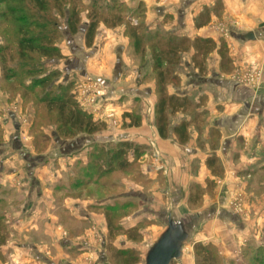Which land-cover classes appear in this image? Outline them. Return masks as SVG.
<instances>
[{"label": "crops", "instance_id": "crops-1", "mask_svg": "<svg viewBox=\"0 0 264 264\" xmlns=\"http://www.w3.org/2000/svg\"><path fill=\"white\" fill-rule=\"evenodd\" d=\"M119 2L128 12L125 21L142 23L145 33L189 40L190 47L179 54L173 69L176 81L166 85V92L194 106L168 114L166 138L160 137L155 125L151 49L146 47L144 60L134 53L126 23L108 28L100 22L86 46L85 13L74 35L64 20L57 45L62 58L49 61L46 68L61 74L58 83L97 81L104 90L103 109L95 114L82 109L107 123L105 116L114 112V121L125 125L119 142L134 143L152 154L151 167L144 170L151 184V203L168 215V223L174 221L187 231L190 242L182 247L181 256L184 253L189 264L195 263L196 244L211 245L224 263L247 264V252L264 245V0ZM222 22L230 25L229 40L217 29ZM196 39H210L215 46L203 56L192 47ZM222 44L226 50L220 54ZM244 67L261 69L260 82L249 86L235 81L233 73ZM9 100L0 87V186L12 188L16 195L12 203L17 202L3 213L9 235L0 247V264H111L103 245L97 251L93 237L96 231L103 237L108 232L106 210L79 196L60 200L61 192L55 190L61 175L56 171L46 179L45 167L52 169L53 162L44 154H30L29 146L21 142L24 129L8 111ZM26 105L28 113L32 104ZM132 120L138 126L129 127ZM183 122L188 124L187 138L180 143L174 128ZM101 133L105 131L83 138L89 143ZM83 138L70 146L60 143L63 153L77 150ZM18 183L20 188L15 187ZM238 188L245 199L241 216L228 206ZM121 245L122 250L131 248Z\"/></svg>", "mask_w": 264, "mask_h": 264}, {"label": "trees", "instance_id": "trees-1", "mask_svg": "<svg viewBox=\"0 0 264 264\" xmlns=\"http://www.w3.org/2000/svg\"><path fill=\"white\" fill-rule=\"evenodd\" d=\"M0 6H5V11L0 13V28L3 24H8L0 29V35L4 38V42L0 44V87L3 91L7 89L10 93L20 94L23 102L31 101L29 99L33 97L37 107L39 105L47 115L55 118L57 132L63 138L92 136L107 127L104 120L95 119L91 113L81 108L74 93L75 82L58 83L60 73L56 70L49 71L43 63L62 58L57 47L62 39L59 19L65 20L68 33L74 35L82 23L83 11L88 21L85 31L86 46L91 45L100 22L108 28L126 23V34L134 53L144 60L146 47L151 49L157 91L155 125L161 138H166L167 135L168 114H175L180 110L187 112L193 108L194 105L187 99L169 96L166 92V85L176 81L173 69L178 64L179 54L190 47L189 40L176 39L158 32L145 33L142 23L134 25L132 20L125 21L128 12L119 0H90L89 4L81 0H0ZM9 26L14 30L11 36L7 32ZM214 46L215 43L210 39H196L192 43L194 50L198 54L201 52L203 56L209 54ZM223 48H226L225 44L221 45L220 54ZM133 126H138L137 121H130L129 127ZM187 126L183 122L174 128V134L180 143L186 142ZM98 147L99 151L94 154L96 165L106 164L108 170L116 168L127 171L131 166L130 162H138L144 152L141 147L126 141L115 145L101 144ZM102 159L105 160L104 163L101 162ZM89 165L90 162L87 166L90 171L93 170ZM210 168L217 169L211 165ZM106 218L108 234L111 235V231L119 229L112 225L109 216ZM125 234L130 240L137 239L132 229ZM8 235L4 215L0 212V247L6 243ZM193 251L195 264H225L211 245L196 244ZM111 259L115 264H137L138 261L130 250H113Z\"/></svg>", "mask_w": 264, "mask_h": 264}, {"label": "rangeland", "instance_id": "rangeland-1", "mask_svg": "<svg viewBox=\"0 0 264 264\" xmlns=\"http://www.w3.org/2000/svg\"><path fill=\"white\" fill-rule=\"evenodd\" d=\"M81 1L85 2V0ZM4 11L5 6H0V13H3ZM83 13H85V11H83ZM59 24L62 31L64 19H59ZM6 26H8V24H3L1 28ZM229 27L230 25H228L226 22H222L217 25L218 31H221V34L226 37L225 39L227 40H229ZM7 32L9 36H11L14 33V30L9 26ZM3 42L4 38L0 35V44ZM129 58L130 60H133L132 56H129ZM45 62L46 61L43 63L46 67L48 62ZM254 72H261L262 78L261 69L259 70L253 67L236 69L232 75V78L237 81L239 78L241 79ZM59 80L60 77L58 81ZM74 82V93L76 100L79 101L81 108H87L83 104L86 103L85 100H87L88 97L85 99L81 91L83 89L92 91L91 89L93 86L89 87V84H97L100 88L102 87L97 83V81L92 79H78ZM84 86L87 87L84 88ZM3 92L5 95L10 96V109L8 111L12 112L15 117L16 124L20 127V129H24L23 133H21V142L29 146L30 154L32 153V155L35 156L44 154L45 159L51 160V162H53L52 169L47 166L45 167L44 175L46 176V179L53 177V174L56 171L61 175V179L59 180V183H61L60 188L57 187L56 190L54 189L55 191L61 192L60 200L79 196L78 198H85V200L93 201L92 205L94 208L99 209L102 207L103 210H106V217L109 216L112 219V225L114 227H118L117 229L119 230L114 229L111 231V235L108 234L109 232H107L105 237L102 236L101 232L96 231L94 233L93 237L97 251L102 250L100 245H103L105 256L108 258L111 257L113 250L121 251L124 248L121 247V243L124 242L126 245L131 246V248L129 247L125 249L134 252V255L138 260L137 264H145V258L148 251L163 234L168 225V215L162 212L163 210H161L158 204L152 205L150 200L152 197L150 190L151 184L149 178H147V175L144 173V170L151 167L152 154L148 151L143 152L142 156H145L139 157L138 162H130L131 166L127 171H119L116 168L108 170V168H106V164L100 163V165H96L94 154L99 151L98 146H101V144L115 145L119 142V140H121L119 135H121L120 133H123L122 128H124V126L122 127L120 122L114 121V112H108L113 115V118L110 119L108 123L106 122L107 127L104 130L105 134L101 133L99 136L92 137L91 139L89 138L90 142L86 143L88 141L83 138V136L87 135H79L75 138L69 139H65L60 136L57 132V123L55 118L53 116L47 115L43 111V108L39 107V105L37 107L33 97L29 99L31 101H27L22 104L20 103L22 100L20 94L10 93L7 89H4ZM88 96L90 99L94 98V95H90V93ZM104 98L105 95L104 97L97 99L98 101L95 100L90 102L95 110L101 111L103 109L102 107L104 106ZM88 101L87 103H89ZM26 104H32V110L28 111V113H26ZM87 109L89 111L91 110L90 108ZM1 134L2 133H0V140H2ZM81 137L83 139L81 140L82 142L77 150L73 148L68 150L66 149L67 151L63 153L64 151H62L60 143H68L69 145V143H73ZM83 145L87 146L82 148ZM89 162V166L93 167V170L91 171L87 166ZM101 162L104 163L105 160L103 161L102 159ZM87 183H89V185H87ZM20 186L21 183H18V185L15 187L20 188ZM238 190L239 188L237 189V192H232L228 206L234 214L241 216L244 215L245 199L242 192ZM12 191L13 189L10 187L0 186L1 213H5V211L10 209L12 205H17V202L12 203V199H15L16 197ZM62 203L64 204L63 201ZM62 203H60V205H62ZM238 204L240 207L237 209V212L234 207H236ZM181 217L182 216L179 215L177 216L178 219ZM129 229H132L136 233L137 239L135 241L126 237L125 232ZM9 232H11V230H9ZM17 236L18 235H16V237ZM62 236L65 238L64 233H62ZM16 240H18V237ZM23 242L24 241L21 243ZM188 242H190L189 238L186 242H184L182 247L185 248ZM116 245H118V247H116ZM84 252H86V250ZM30 254L31 256H35L33 253ZM257 254L258 256H256ZM0 257H2L1 254ZM181 257V264H189L188 259L186 260V258H184V253ZM181 257L173 261L172 264H179ZM111 260L110 263L113 264V261ZM246 260L247 264H264V245L259 244L256 251L249 250V252H247ZM31 263L32 262H30V264ZM2 264L5 263L2 262ZM225 264H234V262L229 261Z\"/></svg>", "mask_w": 264, "mask_h": 264}, {"label": "water", "instance_id": "water-1", "mask_svg": "<svg viewBox=\"0 0 264 264\" xmlns=\"http://www.w3.org/2000/svg\"><path fill=\"white\" fill-rule=\"evenodd\" d=\"M187 234L180 224L169 222L166 230L148 251L145 264H171L180 258Z\"/></svg>", "mask_w": 264, "mask_h": 264}, {"label": "built area", "instance_id": "built-area-1", "mask_svg": "<svg viewBox=\"0 0 264 264\" xmlns=\"http://www.w3.org/2000/svg\"><path fill=\"white\" fill-rule=\"evenodd\" d=\"M260 80H261V72H254V73H251V74H248V75H246L245 77H243V78H239L237 81L239 82V83H241V84H246V85H251V86H254L255 84H257V83H259L260 82ZM90 85V86H89ZM88 86L89 87H92V91H87V90H85V89H83L81 92H82V94L84 95V98L86 99V97H88L87 98V100H85V102L86 103H84L83 105L85 106V107H87V108H90L91 110V112L92 113H97L98 111L97 110H95L94 108H93V106H92V104L90 103V102H92V101H95V100H97V99H100V98H102V97H104V90L102 89V88H100L97 84H89ZM87 86H84V88H86ZM81 88V87H80ZM90 93V95H94V98H92V99H90L89 98V96H88V94ZM89 100V101H88ZM87 101L89 102V103H87ZM98 101V100H97ZM86 108V109H87ZM113 118V115L112 114H110V113H108L106 116H105V120L106 121H110V119H112ZM239 207H240V205L238 204V205H236V207H234L235 208V210L238 212V210L237 209H239Z\"/></svg>", "mask_w": 264, "mask_h": 264}]
</instances>
